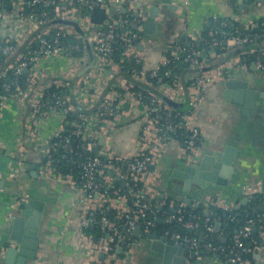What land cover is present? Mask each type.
<instances>
[{"label":"built area","instance_id":"built-area-1","mask_svg":"<svg viewBox=\"0 0 264 264\" xmlns=\"http://www.w3.org/2000/svg\"><path fill=\"white\" fill-rule=\"evenodd\" d=\"M7 2L11 4L9 9L6 8ZM7 2L0 0V25L8 22L7 25L10 27L8 34L0 36V57L6 60V65L0 67V114L11 104L18 105L23 111L27 110L26 127L30 142H36L32 128L34 121L40 116L59 109L67 118L69 113L76 111L71 102L72 96H61L56 93H53L50 105L44 106L42 100L27 105L29 94L38 76V67L44 59L64 57L70 61L69 74L75 75L79 64L90 56L88 45L91 46L93 54L92 67L95 76H103L107 69L125 70L127 63L134 62L140 68L132 67V74L151 85H159L164 94L171 98L177 97L178 92L183 93L180 83L182 74L175 72L171 75L168 70L160 74L159 70L161 66H170L177 61L188 62L192 93L189 104L195 109L206 99L207 91L216 78L214 74H208L205 67L210 59L217 57L219 50L232 52L239 49L235 55L234 69L242 70L254 64L264 73V30L260 29L257 23L259 18L239 21V26L232 32L213 28L209 35L223 36V41L213 42L208 41L201 31L190 29L184 24L167 39L166 51L160 61L152 69H146L144 51L151 39L145 37L143 33L145 11L152 5L150 1L30 0L28 13L25 12V0ZM96 7L106 10L102 23H94L91 20V13ZM111 8H114V11H111ZM36 9L39 12L35 11ZM59 19L77 22L82 33L72 25L57 22ZM221 24L227 26L228 22L223 20ZM26 36L29 42L20 49ZM208 43L209 45L205 46ZM141 45L143 49L140 48ZM165 77L170 78V81H165ZM94 89L95 93H92L86 87L80 89L78 87L75 89V97L84 105L91 103L98 93V88ZM127 91L133 100L144 106L137 139L140 149L138 153L117 152L113 146L112 132L117 124L115 117L122 109L119 98L124 96L123 91L117 90L112 95H107L92 115L78 112V119L73 122V127L67 135L61 136L60 131L39 146L40 159H47L41 164L44 174L75 187L80 192L81 200L88 204L79 226L81 238L86 241L84 242L86 253L95 261L90 264H99L98 256L102 253L108 257L109 264H117L119 247L129 255L137 241L133 236L137 226L142 228L143 234L153 232L158 210L156 205L150 202V190L143 179L148 165L153 163L159 165L168 144H175L180 148V155L185 161H195L198 143L203 137V130L192 122L193 111L178 110L152 90L129 85ZM178 131H181L182 139L175 136ZM56 136L61 137L66 153L72 152L73 147H78L82 152L91 151L97 146L100 149V154H91L81 162L82 176L79 183L72 174H63L52 164L51 157L56 146L51 141ZM101 138H104L103 144H100ZM75 140L78 141L76 145L73 144ZM4 147L5 144L0 141V156ZM101 154L106 155V158ZM109 169L115 170L114 176L109 175ZM117 177L120 184H115ZM256 181L246 187L250 201L257 194H264L261 182ZM104 185L110 190L109 193L103 191ZM97 198H102V202L99 206L92 207L91 203ZM130 198H133L132 203L129 202ZM111 200L121 201V208L115 210L117 218L124 219L125 224L111 220L107 216L100 219L95 216L94 210L113 209ZM237 204L239 202L234 204L212 198L205 203L208 212L205 217L191 213L189 218L183 212L188 204H181L178 214L165 212L164 215L167 223L177 222L182 230L171 226L166 228L162 235L169 241L183 245L191 260L202 255H227L231 264H256L255 259L253 262L243 258L242 254L258 253L262 254L263 259L264 211L259 220L246 215L244 223L235 231L231 245L227 246L217 241L226 234L222 224L217 230L219 221L215 223V212L210 206L219 207L230 213ZM231 219L234 217L231 216ZM90 223L98 225L106 235L94 241L93 237L85 232ZM255 230L263 242L250 245L245 239L254 235ZM262 259L260 263L263 262Z\"/></svg>","mask_w":264,"mask_h":264},{"label":"crops","instance_id":"crops-1","mask_svg":"<svg viewBox=\"0 0 264 264\" xmlns=\"http://www.w3.org/2000/svg\"><path fill=\"white\" fill-rule=\"evenodd\" d=\"M7 1L5 0V2ZM147 1L162 7L161 9H164L167 14L156 18L158 25L154 35L146 32V29L150 28L146 27V23H144V36L151 39L144 51L146 58L144 67L146 69H152L160 61L166 51L167 39L176 31V23L171 25L173 13L179 16L177 19L182 25L185 24L190 29L201 32L209 26L212 20L217 18L241 21L246 18L264 17V2L245 6L243 10H239L238 0H172L173 4L178 5L177 9L172 11L167 8L163 0ZM186 1L187 3H185ZM6 8H8V2ZM7 23L0 25V36L10 32ZM23 42L20 49L26 46L29 38L26 36ZM88 51L90 56L79 64L75 75L69 74L70 61L68 59L64 57L44 59L38 67V76L33 90L29 94L27 105L43 100L50 89H58L59 93H66V90L69 89L68 95L72 96L71 102L76 108L75 112L92 115L107 95H112L116 90L123 91L124 96L119 98L122 109L115 117L117 124L112 132V143L117 152L133 154L140 151L137 139L140 134V118L144 106L131 98L127 91L129 85L152 90L170 105H172L171 102H175L178 103L176 108L194 112L192 122L203 130V137L198 143L197 158L240 136L239 126L245 118H248V115L242 113L239 116L242 105L230 103L225 99L224 83L227 79L236 76L247 80L251 88L264 95L263 71L257 69L254 64H250L246 69H234L235 55L239 49H234L232 52L219 50L217 57L210 59L207 63L205 70L210 75L214 74L216 78L207 91L206 99L200 102L196 109L189 104L192 94L189 67L181 73L180 83L183 93L178 92L177 97L174 96L175 99L164 94V90L159 85H151L125 70L107 69L103 76H95L91 48L88 47ZM78 87L79 89L86 87L92 93H95L94 87H97L98 93L91 103L84 105L75 97V89ZM43 105L45 106V103ZM257 105L259 108L264 107V98L259 97ZM76 115L78 116V114ZM26 116L27 110L23 111L15 104L9 105L0 114V141L5 144L0 156V181L4 184V187L0 188V221L6 220L7 212L16 200L31 198L45 200L41 247L36 259L28 261L27 264L94 263L95 261L86 253L84 245L86 241L81 238L79 226V221L88 204L81 200L80 192L75 187L61 182L56 177L44 174L41 164H39L41 162L39 146L49 141L56 133L65 130L68 123L67 118L59 109L40 116L34 121L32 128L36 135L34 143L30 142ZM73 122H71L72 127ZM247 139L243 141V147H239V150H243L244 154L237 158L234 174L228 185L226 187L218 186L217 196L206 195L203 203L212 198L238 203V200L247 196L246 187L257 182V177L264 172L263 155L258 151L260 143L257 146L258 150L252 149L249 139ZM179 151L180 148L175 144H168L156 169L152 170L148 167L144 175V183L150 190V199L158 205H163L167 200L170 201L171 206L186 204L182 199L188 194L187 191L177 193V196H174L177 198H169L167 192L168 184L171 181V172L177 167H182L185 161ZM162 192H165L167 198L161 197ZM100 202H102V198H97L91 205L97 207ZM193 202L195 203L193 205H197L199 200L193 198ZM120 204L119 200H111L113 209H120ZM135 237L137 241L129 255L125 252L118 253L117 264H151L145 238ZM98 260L99 264H109L106 255L102 258L100 254ZM262 261V263L256 262V264H264V257ZM228 262V259L221 260L211 257L208 264H228Z\"/></svg>","mask_w":264,"mask_h":264},{"label":"water","instance_id":"water-1","mask_svg":"<svg viewBox=\"0 0 264 264\" xmlns=\"http://www.w3.org/2000/svg\"><path fill=\"white\" fill-rule=\"evenodd\" d=\"M2 1L5 2V0ZM25 1V12L28 13L30 0ZM163 1L166 3L167 8L172 11H175L178 7L177 4L172 3V0ZM261 2H264V0H238V9L243 10L245 6ZM10 6L11 4L8 3V8ZM161 8L157 4H152L145 11L146 27L150 28L146 29L147 33L154 35L158 25L156 18L167 14ZM111 11H114V8H111ZM105 16L106 10L96 7L91 13V20L94 23H102ZM172 17L171 25L176 23L175 28L180 29L182 23L177 19L179 16L173 13ZM57 22L72 25L82 33L80 25L75 21L59 19ZM87 47L91 48L90 45ZM140 48L143 49L144 47L141 45ZM91 58L93 59L92 54ZM224 87L225 99L230 103L242 105L239 116H241V113L248 115V118H245L239 126L240 136L222 146H218L213 151L205 152L196 159L197 161H184L182 167L173 169L170 174L171 181L168 184L170 189L168 188L167 190L169 198H177L174 197L177 196V193L187 191L188 194L183 197L182 201L188 205H193L195 204L193 198L199 200V203H203L205 202L206 195L216 197L218 186L226 187L232 178L236 160L244 154V151L239 150V147H243L242 143L247 137L252 149L258 150L257 146L260 143L258 151L263 155L264 159V107L259 108L257 105L259 97L264 98V95L259 94L256 89L251 88L247 80L236 76L227 79ZM171 103L174 107L178 106V103ZM241 139L242 142H240ZM77 142L75 140L73 144L76 145ZM103 143L104 138H101L100 144ZM91 154H100L99 147L97 146L91 151L84 152L85 156ZM101 155L106 158V155ZM148 167L155 170L157 164H149ZM108 173L114 176L115 170L109 169ZM257 179L261 182L264 193V172ZM115 184H120L118 177ZM3 187L4 184L0 181V188ZM161 197L167 198L165 192L161 193ZM129 201L133 202V198H130ZM249 202V197L245 196L236 205V209H240L241 205H246ZM45 206V200L39 198L16 200L13 203L11 209L7 212L6 220L0 221V264H27L28 261L36 259L42 243V223L45 215ZM160 208H162V205H160ZM261 210L264 211V207H261ZM172 211L175 212L176 209L172 208ZM158 221L162 222V219L159 218ZM221 224L220 222L217 223V230L221 228ZM95 226V223L88 225L90 229H93ZM254 234H256V230ZM134 235L145 238L149 263L151 264H208L210 258H214L212 255H202L200 258L192 261L188 257V251L183 245L167 240L164 235L159 236L156 231L143 234L140 226L135 228ZM118 252H123V248L119 247ZM101 257L104 258L105 254L102 253ZM253 257L257 263H260L262 254L254 253ZM228 264H231V262L229 261Z\"/></svg>","mask_w":264,"mask_h":264},{"label":"trees","instance_id":"trees-1","mask_svg":"<svg viewBox=\"0 0 264 264\" xmlns=\"http://www.w3.org/2000/svg\"><path fill=\"white\" fill-rule=\"evenodd\" d=\"M35 11L39 12L38 9H36ZM225 20L228 22L227 26H223L221 24V22ZM257 23H259L260 25V29L264 30V17H261L257 20ZM239 21H234L231 19H226V18H219L216 21L212 20L211 24L209 26H207L203 31V35L205 36V38L210 41L213 42L215 40H222V35H216V36H211L209 35V32L213 29V28H217L219 30H226L227 32H232L236 29V27L239 26ZM144 34V33H143ZM145 35V34H144ZM183 37V36H182ZM222 43V42H221ZM208 44H205V46H208ZM6 65V60L3 57H0V67H3ZM132 67L135 68H140V66L137 64H135L134 62H129L126 64V69L125 71L128 73H131V69ZM189 64L188 62H183V61H177L174 62L172 65L170 66H161V69L159 70L160 74H163L166 70H168L169 72H171V75L175 72L178 73H182L183 70L185 68H188ZM27 75V74H26ZM165 81H170V78L165 77ZM69 89L66 90L65 92H61L59 93L58 89H50L45 97H44V101L43 103H45V105H50L52 103L53 100V93L56 94H60L61 96H66L69 94ZM71 93V92H70ZM44 109H46V107H44ZM78 109L80 110V107H78ZM180 111H183L181 108H177ZM77 112H71L68 114L67 116V127L65 130L61 131L60 134L61 136L67 135L69 133V131L72 129V123L73 121L77 120L78 117ZM176 137L182 139V133L181 131H178L175 134ZM51 143L55 144L56 149L55 151H53V156L51 157V161L52 164L63 174H72L74 179L79 183L81 181V176H82V170L80 168V164L83 160H85V158L87 156L84 155V152L80 151V149L78 147H73V151L72 152H65L64 151V147L61 143V137H54L51 141ZM47 161V159H42L41 162L39 164H44ZM103 191L106 192H110V190L108 189V187H106L105 185L102 187ZM264 200V194H257L253 199H251V201L246 204V205H241L240 209H234L232 212H226L225 210L219 208V207H213L210 206L211 208H213V211L215 212V216H214V220L215 223H217L218 221L220 223H222V227L225 230V236L223 237H219L217 239L218 242L224 244V245H231L233 243V235L235 233V231L244 223L245 219H246V215L248 217L254 218L256 220H259V217L261 216V214L263 213V211L261 210L262 207V203ZM241 200H238V202L240 203ZM150 202L154 205H156V209L158 210V218L155 220L156 224L153 227L152 231H156L158 235H162L164 233V230L168 227L174 226L176 229L178 230H182L180 225L177 222L174 223H167L165 221V212H170L172 213V208H175L176 211L174 212L175 214H178V210H179V205H174L171 206L170 201L167 200L163 205L162 208H160V205H158L157 203H155V201H152L150 199ZM257 209V211H256ZM186 217L189 218V214L191 213H198L201 216L205 217L206 215V207H205V203H199L197 205H187L186 208L183 209ZM94 214L95 216L100 219L102 216H107L109 219L117 221L118 223L121 224H125L124 219H118L117 218V211L115 209H106L104 211H102L101 209L98 210H94ZM231 216L234 217V219H231ZM162 219V222H159L158 219ZM259 224V222L257 223ZM264 225V222L262 223ZM85 232L90 234L94 241H98L102 236H105L106 234L99 228L98 225H96L93 229H90L89 227L85 228ZM219 232H216V234H218ZM134 239H135V235ZM254 240L256 242H254ZM245 241L247 243H250V245H255L256 243H262V238L258 235V234H254L252 236H250L249 238L245 239ZM216 258H220L221 260H227L228 256L227 255H212ZM243 258H248L250 260H252L254 262V257H253V253H243L242 254ZM197 258H193L192 261L196 260Z\"/></svg>","mask_w":264,"mask_h":264}]
</instances>
